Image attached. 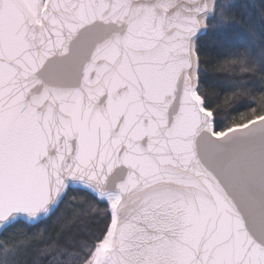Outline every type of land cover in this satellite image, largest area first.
Returning a JSON list of instances; mask_svg holds the SVG:
<instances>
[{
	"label": "snow or ice",
	"instance_id": "1",
	"mask_svg": "<svg viewBox=\"0 0 264 264\" xmlns=\"http://www.w3.org/2000/svg\"><path fill=\"white\" fill-rule=\"evenodd\" d=\"M237 6L0 0V233L58 228L34 264H264V17L247 80L199 43Z\"/></svg>",
	"mask_w": 264,
	"mask_h": 264
},
{
	"label": "trees",
	"instance_id": "2",
	"mask_svg": "<svg viewBox=\"0 0 264 264\" xmlns=\"http://www.w3.org/2000/svg\"><path fill=\"white\" fill-rule=\"evenodd\" d=\"M225 2L238 5L227 14L226 19L231 26L224 30H216L210 26L207 33L200 36L199 43L203 46L204 51L209 53V63L202 65L209 77L231 83L234 76L242 80H247L249 77L241 74L238 70L229 71L224 61L227 59L228 53L240 48L244 43V35L250 29L254 30L259 27L261 19L264 17V8H261V0H225ZM246 110V108H241V111ZM226 124L227 122H225ZM68 210L71 211L70 206ZM58 233L59 229L53 224H40L35 228L24 229L15 236L11 231L7 236L1 233L0 243L6 242L10 247L16 246L19 249L18 259L21 264H34L38 258V248L43 247L40 241L49 238L56 239Z\"/></svg>",
	"mask_w": 264,
	"mask_h": 264
},
{
	"label": "water",
	"instance_id": "3",
	"mask_svg": "<svg viewBox=\"0 0 264 264\" xmlns=\"http://www.w3.org/2000/svg\"><path fill=\"white\" fill-rule=\"evenodd\" d=\"M0 235H1V233H0Z\"/></svg>",
	"mask_w": 264,
	"mask_h": 264
}]
</instances>
